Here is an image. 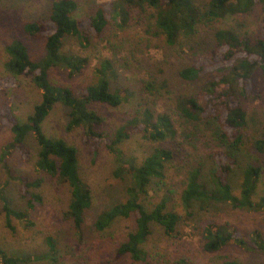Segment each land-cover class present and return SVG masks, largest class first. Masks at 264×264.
Returning <instances> with one entry per match:
<instances>
[{"label": "trees", "instance_id": "16d2710c", "mask_svg": "<svg viewBox=\"0 0 264 264\" xmlns=\"http://www.w3.org/2000/svg\"><path fill=\"white\" fill-rule=\"evenodd\" d=\"M257 2L264 3V0H210L207 6H201L194 0H112L109 6L112 9L111 20L119 28L127 25L134 12L144 14L147 10L152 11L153 27L164 36L169 46H177L197 36L202 25L245 14ZM79 8L78 0H53L47 20H29L24 24V31L28 35L45 39V51L38 60H33L29 48L21 40L6 46L10 54L6 65L14 74L12 77H29L42 94L27 121L21 122L16 116L7 121L13 139L1 153L0 162L9 170L6 160L12 149L21 151L29 159L31 152L26 139L33 133L40 147L37 168L69 185L71 198L64 217L81 231L86 212L93 203V191L81 175L79 150L63 138L47 136L42 127L54 105L61 103L68 107L67 130L83 127L86 140L92 142L95 153L104 141L107 149L114 154L117 164L115 173L121 176L126 172L132 179L126 190V199L101 211L96 218L95 228L104 232L117 220L134 216L135 229L118 244L116 251L118 255H128L134 261H145L149 258L146 243L153 233L152 225L158 224L168 235H174L183 222V216L170 207L165 198L146 203L152 183H159L166 178L174 152L164 146L156 147L138 161L136 157L127 156L121 145L135 135L154 143L171 141L177 136V129L170 114L140 105L130 118L114 130H103L105 118L93 106L101 103L116 108L134 96L130 86L121 85L118 68L108 57H103L98 66L93 68L91 82L85 84L84 88L76 89L53 76L54 69H64L73 78L89 64L86 56L64 52L67 36H75L82 46H87L92 37L102 36L111 23L104 6H99L83 18L77 16ZM214 41V47L208 53L198 55L195 63L178 72L182 80L202 84L197 95L177 98L176 106L180 115L190 121L215 119L219 123L212 134H202L196 139L200 140L202 148L210 151L215 165L207 176L202 174L200 167H193L187 172L180 199L189 217L195 215V209L208 211L213 206L225 204L240 210L264 211V194L258 191L262 166L247 164L243 168L238 194L234 191L231 179L239 167L236 152L245 147L248 138L249 111L240 96L249 97L250 85L257 71L264 76V35H240L233 28L219 27L214 32ZM159 89L152 82L145 84V90L149 93ZM251 143L258 152L264 153V132L252 138ZM43 181V177L33 181L21 179L24 196H30L28 206L31 209L35 207V202H42V195L35 190L42 186ZM0 197L4 202L3 210L9 227L13 228L11 217L27 218L25 211L10 206L3 189H0ZM200 228L202 249L206 253H217L226 246L238 244L264 254V236L261 231H254L251 235L241 234L237 229H232L229 222H218L213 217L203 219ZM249 237L251 244L247 241ZM47 241L53 252V241L51 238ZM0 259L2 264H21L23 261L1 246ZM182 262L195 264L184 259ZM224 264L243 263L226 256Z\"/></svg>", "mask_w": 264, "mask_h": 264}, {"label": "rangeland", "instance_id": "374dc122", "mask_svg": "<svg viewBox=\"0 0 264 264\" xmlns=\"http://www.w3.org/2000/svg\"><path fill=\"white\" fill-rule=\"evenodd\" d=\"M112 0H78L80 4L77 16L87 17L99 6H104L111 20ZM201 6H207L210 0H194ZM53 0H0V155L5 146L13 139V132L7 122L10 117H18L25 122L33 112L35 104L41 100L42 91L24 75L12 74L7 68L10 59L6 46L21 40L29 48L33 60H38L45 51V39L34 38L24 31V24L29 20L49 18ZM132 19L123 28L113 20L100 37H92L87 46H82L75 36L64 40V52L79 54L89 59L88 66L81 74L70 78L68 71L54 69L53 76L66 85L76 89L91 82L93 68L98 66L103 57L115 62L121 85H128L134 91L129 102L119 107L106 104L93 106L100 112L105 122L103 130L111 132L124 120L130 118L140 105H146L154 111L170 114L174 120L177 136L171 141L150 142L135 135L121 148L127 156L141 161L156 147L173 150L174 159L168 164L166 178L153 182L148 189L146 203H154L165 198L173 209L183 216L176 234L168 235L158 225H152L153 233L146 243L149 258L134 261L128 255H118L116 249L128 233L135 229V217L119 219L99 232L95 228L98 214L114 204L124 201L127 187L132 183L131 176L124 172L115 173L117 164L105 142L99 151L94 152L92 142L86 140L83 127L68 131L69 108L61 103L54 105L43 121L42 127L47 136L63 138L79 150L80 171L83 179L93 191V203L86 212V220L81 231L72 221L64 217L71 193L67 183L39 171L37 168L39 145L33 133L26 139L31 152L28 159L21 151L12 149L7 155V167L0 162V189L12 208L25 211L26 219L11 217L13 228L7 225V217L0 197V246L9 254L22 258L21 264H185L182 259L195 264H224L230 256L243 264H262L264 254L238 245L231 244L217 253H206L202 249L201 221L212 217L218 222H229L232 229L241 234L261 231L264 236V211L235 209L230 204L213 206L208 211L195 209V215L181 204L180 193L185 188L187 172L193 167H200L207 176L214 167V159L209 150L201 147L199 135H210L219 123L215 119L190 121L180 115L176 106L179 96L197 95L202 84L186 82L178 72L197 61L198 55L208 53L214 47V32L219 27H229L240 35L250 34L256 37L264 35V3L257 2L250 10L229 20L212 21L201 26L198 35L191 40L182 41L177 46H169L164 36L153 26L152 11L144 14L134 12ZM152 82L159 86V91L149 93L145 84ZM249 111V127L246 131V145L236 152L239 167L232 174L235 193L240 192L242 170L247 164L260 165L263 174L259 183V194H264V153L252 146V138L264 132V76L256 72L249 89V97L240 96ZM43 177L39 189L42 202H35L33 209L28 206V199L23 194L21 179L33 181ZM54 243L52 252L47 241ZM251 244V238H247ZM0 264H2L0 259Z\"/></svg>", "mask_w": 264, "mask_h": 264}]
</instances>
